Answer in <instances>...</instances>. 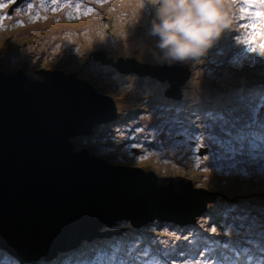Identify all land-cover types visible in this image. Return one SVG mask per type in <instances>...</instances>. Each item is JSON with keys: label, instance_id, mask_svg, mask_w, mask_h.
<instances>
[{"label": "rangeland", "instance_id": "rangeland-1", "mask_svg": "<svg viewBox=\"0 0 264 264\" xmlns=\"http://www.w3.org/2000/svg\"><path fill=\"white\" fill-rule=\"evenodd\" d=\"M10 1L0 0L1 69L78 73L117 99L120 115L98 123L94 140L75 139L77 148L188 173L195 187L213 186L227 199L239 194L222 214L213 209L216 197L209 201L212 219H228L205 227L154 221L140 230L120 219L121 235L97 236L91 250L84 244L62 264H98L106 253L109 264H264V0H222L228 29L206 57L188 62L181 99L166 95L169 80L122 73L90 57L104 49L156 64L151 0H30L12 12ZM0 264L50 260L23 263L0 249Z\"/></svg>", "mask_w": 264, "mask_h": 264}, {"label": "water", "instance_id": "water-1", "mask_svg": "<svg viewBox=\"0 0 264 264\" xmlns=\"http://www.w3.org/2000/svg\"><path fill=\"white\" fill-rule=\"evenodd\" d=\"M93 57L169 80L166 94L176 99L191 76L188 62L142 64L104 50ZM76 74L0 68V248L22 262L62 264L84 239L124 231L120 219L194 223L215 198L217 189L195 187L192 175L77 150L74 137L120 111L116 98Z\"/></svg>", "mask_w": 264, "mask_h": 264}, {"label": "clouds", "instance_id": "clouds-1", "mask_svg": "<svg viewBox=\"0 0 264 264\" xmlns=\"http://www.w3.org/2000/svg\"><path fill=\"white\" fill-rule=\"evenodd\" d=\"M11 1L9 10L12 12V10L19 9L17 7L18 3H14L11 5ZM24 1L25 0H21V2ZM29 1L30 0H28V2ZM151 3L156 7V18L152 23L150 34L153 37L158 38L156 43V49H158V51H155L154 55L156 60L161 64L202 60V58L206 57L209 51L215 47V45L217 44L221 36L227 31L229 26L228 16L223 8L222 0H151ZM97 50L104 49H96L95 51ZM105 52L108 53L107 51ZM93 53L91 55V58L93 56ZM120 56L111 55L110 57H114L115 59H117ZM130 73L139 75L137 72ZM77 75L79 74L77 73ZM139 76L144 77L141 75ZM88 80L92 81L90 79ZM97 90L101 93H105L98 88ZM93 131H96L95 128ZM84 148L87 147H79L77 148V150H82ZM136 149H139L140 152L141 148L135 147V150ZM90 154L95 155L100 153L98 151L97 153L94 151H90ZM215 197L216 199L213 201V206L215 205L218 197L216 193ZM207 208L200 215H198V220L202 217H209V212H205ZM156 219L159 220L158 218ZM198 220H196V222ZM170 222L176 223L174 221ZM85 240H87L88 243L89 241H92L94 239H84V242ZM8 254L12 255L9 251ZM32 260L33 259L29 261ZM20 262L22 261L20 260Z\"/></svg>", "mask_w": 264, "mask_h": 264}, {"label": "trees", "instance_id": "trees-1", "mask_svg": "<svg viewBox=\"0 0 264 264\" xmlns=\"http://www.w3.org/2000/svg\"><path fill=\"white\" fill-rule=\"evenodd\" d=\"M97 85V84H96ZM101 90V89H100ZM82 136H84L86 139H88L89 141L90 140H94L95 138H96V133L93 131V133L92 134H84V135H82ZM79 147H87L88 149H90V151H94V152H96L97 153V151H99L98 150V148H96V147H94V146H92V147H90V146H85V145H82V146H80L79 145ZM200 187H203L202 185L203 184H198ZM211 189H214V187L213 186H211ZM216 191H218V190H216ZM217 194V193H216ZM217 200H216V203H215V205L213 206V209L215 210V212H216V214L218 213V210H220L221 211V214L222 213H224L225 211H227L229 208H227V203H229V202H231L232 201V199H235V200H239L238 199V197H239V194H234V196H233V198L232 199H227L225 196H223V195H218L217 194ZM218 200L220 201V203H218ZM218 209V210H217ZM211 215H215V213H213V212H211V214L209 215V217H210V219H209V217H207V218H205V217H202V218H200L198 221H197V224L198 225H200V226H203V227H205V226H209V223L210 224H212V223H216V221L217 220H219V221H221V222H223V220L225 221V220H227L228 218H224L222 215H219L218 217H216L215 219H212L211 218ZM154 221H158V222H170V221H167V220H147V221H144L141 225H139V227H138V229H140V230H144V229H141V228H145L147 225H149L150 223H152V222H154ZM212 227H217L216 226V224H213L212 225ZM146 231V230H145ZM122 233H112L111 235H105L106 237L105 238H108V239H110L109 237H111V238H114V237H117L118 235H121ZM84 244H87V240H85V242H84ZM88 245H90V247H88L87 248V250H91L93 247V245H92V241H89L88 242ZM131 244H129V243H127V246L126 247H131L130 246ZM85 246V245H84ZM83 247H80V248H78V249H76V250H81ZM76 250H74V251H72V252H70V253H68V254H66V257H65V260L64 261H69L70 259V256H73V253L76 251ZM83 251H84V249H82ZM125 251H126V248H125ZM7 252V251H6ZM108 253H106L104 256H103V258L100 260V262L98 263V264H109V263H106V262H109L108 261V258H109V256L107 255ZM2 257V256H1Z\"/></svg>", "mask_w": 264, "mask_h": 264}, {"label": "flooded vegetation", "instance_id": "flooded-vegetation-1", "mask_svg": "<svg viewBox=\"0 0 264 264\" xmlns=\"http://www.w3.org/2000/svg\"><path fill=\"white\" fill-rule=\"evenodd\" d=\"M28 2V0H25L24 2H21V0H12L11 1V5L12 4H14V3H18V6L17 7H21L23 4H25V3H27ZM95 50H93L91 53H90V57H91V55H92V53L94 52ZM80 139V141L82 142V143H87L88 142V139H86L84 136H82V135H80V136H76V137H74V139ZM88 145V144H87ZM88 146H90V147H92L91 145H88ZM188 174V173H187Z\"/></svg>", "mask_w": 264, "mask_h": 264}, {"label": "bare ground", "instance_id": "bare-ground-1", "mask_svg": "<svg viewBox=\"0 0 264 264\" xmlns=\"http://www.w3.org/2000/svg\"><path fill=\"white\" fill-rule=\"evenodd\" d=\"M135 60H137V61H139L138 59H136V58H134ZM140 62V61H139ZM140 63H142V62H140ZM142 64H148V63H142ZM151 76V75H150ZM151 77H153V76H151ZM153 78H157V77H153ZM160 80V79H159ZM87 238H89L88 236H86ZM85 238V237H84ZM2 250H4V249H2ZM4 251H6V250H4ZM7 253H8V251H7ZM43 256H39L38 258H36V257H32L31 259H33V260H37V259H40V258H42Z\"/></svg>", "mask_w": 264, "mask_h": 264}, {"label": "snow or ice", "instance_id": "snow-or-ice-1", "mask_svg": "<svg viewBox=\"0 0 264 264\" xmlns=\"http://www.w3.org/2000/svg\"><path fill=\"white\" fill-rule=\"evenodd\" d=\"M4 19H7V17H4ZM142 159H143V158H142ZM212 231H213V232H215V231H216V229H215V228H213V229H212ZM177 238H178V237H177Z\"/></svg>", "mask_w": 264, "mask_h": 264}]
</instances>
